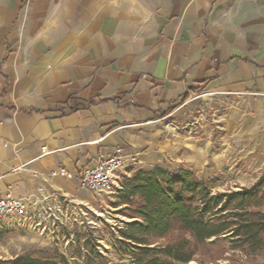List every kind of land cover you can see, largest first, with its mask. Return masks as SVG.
Listing matches in <instances>:
<instances>
[{
    "label": "crops",
    "instance_id": "1",
    "mask_svg": "<svg viewBox=\"0 0 264 264\" xmlns=\"http://www.w3.org/2000/svg\"><path fill=\"white\" fill-rule=\"evenodd\" d=\"M232 1L0 0V195L84 202L83 166L115 148L150 161L161 123L201 89L239 100L225 148L259 179L264 13L225 20Z\"/></svg>",
    "mask_w": 264,
    "mask_h": 264
},
{
    "label": "rangeland",
    "instance_id": "2",
    "mask_svg": "<svg viewBox=\"0 0 264 264\" xmlns=\"http://www.w3.org/2000/svg\"><path fill=\"white\" fill-rule=\"evenodd\" d=\"M223 7L225 20L239 18L242 8L250 18H256V13H264V0H234ZM182 101L185 104L175 108L161 123L160 128L167 132H156L151 153H147L151 160L145 163L136 160L129 166L126 174H121V188L123 180L137 170L155 166L191 171L206 182L212 194L238 191L263 179L257 201L261 206L257 210L264 213V170L259 179L252 181L256 173L249 171L240 160L231 164V150L225 148L226 141L230 143L232 121L239 120L226 113L238 107L239 100L235 96L209 95L201 89L186 93ZM120 192L92 194L84 202L68 198L71 201L68 224L55 220L56 224L46 228L42 225L35 229L0 228V264L22 256L52 259L59 264H130L136 250L132 244L123 243L118 232L137 219L116 213L122 207L118 202ZM176 238L177 233H173L172 242ZM167 240L154 239L149 247L166 245ZM232 240L228 233L219 240L211 238L201 245L190 244L194 255L185 264H264V244L261 250L252 252L239 248Z\"/></svg>",
    "mask_w": 264,
    "mask_h": 264
},
{
    "label": "trees",
    "instance_id": "3",
    "mask_svg": "<svg viewBox=\"0 0 264 264\" xmlns=\"http://www.w3.org/2000/svg\"><path fill=\"white\" fill-rule=\"evenodd\" d=\"M263 179L238 191L212 194L195 173L159 166L137 170L125 178L118 197L117 214L137 219L119 230L123 243L136 250L130 264H185L194 248L230 233L239 248L255 252L264 244V213L258 194ZM173 233L177 240L172 242ZM154 239H170L166 245L149 247ZM4 264H59L52 259L17 257Z\"/></svg>",
    "mask_w": 264,
    "mask_h": 264
},
{
    "label": "built area",
    "instance_id": "4",
    "mask_svg": "<svg viewBox=\"0 0 264 264\" xmlns=\"http://www.w3.org/2000/svg\"><path fill=\"white\" fill-rule=\"evenodd\" d=\"M129 164L123 150L115 148L111 153L102 154L95 162L83 166L75 175L81 188L95 196L110 195L120 191L121 174H126ZM51 175L73 177L64 168L52 170ZM37 193L33 200L10 194L0 195V228L41 225L46 228L56 224L55 220L68 224V204L71 201L42 187L37 189Z\"/></svg>",
    "mask_w": 264,
    "mask_h": 264
},
{
    "label": "bare ground",
    "instance_id": "5",
    "mask_svg": "<svg viewBox=\"0 0 264 264\" xmlns=\"http://www.w3.org/2000/svg\"><path fill=\"white\" fill-rule=\"evenodd\" d=\"M28 227H31V228H36L35 226H28ZM42 230V229H41ZM43 231V230H42ZM40 232V231H39ZM44 232V231H43ZM43 232H41V235H44V233Z\"/></svg>",
    "mask_w": 264,
    "mask_h": 264
}]
</instances>
